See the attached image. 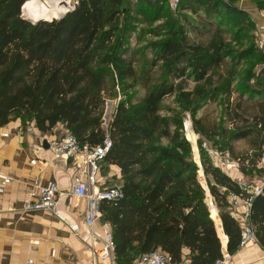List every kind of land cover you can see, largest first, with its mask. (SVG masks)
Listing matches in <instances>:
<instances>
[{
  "label": "trees",
  "instance_id": "1",
  "mask_svg": "<svg viewBox=\"0 0 264 264\" xmlns=\"http://www.w3.org/2000/svg\"><path fill=\"white\" fill-rule=\"evenodd\" d=\"M27 1L0 0V128L15 119L22 126L30 120L46 133L60 124L81 145L90 146L109 135L111 147L102 168L106 164L120 169L123 198L103 200L100 210L102 221L112 229L117 264H131L158 249L172 263L187 259L188 264H216L223 257L226 236V251L234 254L241 230L229 197L245 198L249 193L213 162L203 143L228 152L243 176H253L264 158V107L252 116L251 124L234 126L230 132L192 120L205 188L182 118L178 113L161 115L160 104L187 79L194 87L179 92L181 101L197 109L214 97L213 73L232 51L226 44L227 31L216 22L209 30L214 25L209 19L238 18L236 26L244 31L249 13L235 0H182L174 10L181 17L177 27L144 49L151 52V69L160 71L153 81L144 65L136 68L139 51L130 40L142 22L158 19L148 14L149 8L169 7L167 0H79L62 17L36 22L21 16ZM260 2L264 9V0ZM190 29L210 36L206 42L196 41ZM251 52L248 48L232 57L238 61ZM116 86L122 98L103 129L106 95H115ZM141 87L145 92L135 99ZM254 96L262 97L264 106V90H250ZM248 137L250 150L236 153L233 142ZM208 196L216 214L206 202ZM249 214L257 243L264 249V186L252 197Z\"/></svg>",
  "mask_w": 264,
  "mask_h": 264
},
{
  "label": "crops",
  "instance_id": "2",
  "mask_svg": "<svg viewBox=\"0 0 264 264\" xmlns=\"http://www.w3.org/2000/svg\"><path fill=\"white\" fill-rule=\"evenodd\" d=\"M235 5L257 13L248 0ZM58 127L43 133L34 123L22 126L15 119L0 128V264H27L28 260L30 264H117L113 256L95 258L93 250L103 244V221L95 220L91 229L85 224L86 200L70 191L76 172L72 161L56 158L44 144L60 134ZM101 173L106 186L121 185L117 166L105 164ZM230 176L239 182L243 179L237 168ZM4 177L10 181L3 183ZM49 180L58 184L57 212L25 210V195L33 184ZM253 188L250 185L247 192ZM243 210L244 206L234 204V215ZM219 232L223 236L220 228ZM228 255L231 264H264V249L257 242Z\"/></svg>",
  "mask_w": 264,
  "mask_h": 264
},
{
  "label": "rangeland",
  "instance_id": "3",
  "mask_svg": "<svg viewBox=\"0 0 264 264\" xmlns=\"http://www.w3.org/2000/svg\"><path fill=\"white\" fill-rule=\"evenodd\" d=\"M243 1L244 0H235L234 3H243ZM248 1L253 3L257 13H255L254 10L248 12L249 16L245 20L246 27L244 31L241 28H237L236 26L238 18L225 21L221 19L220 16L216 18L210 17V19L207 17L209 20L214 22V25H210L209 30H214L215 26L217 25L216 23H218L219 26L221 25V27L227 31L224 33V36L226 37L227 46L232 51V54L229 56V58L226 59V61L219 68L216 69L215 73H213V88H216L214 97L210 100H206L203 105L197 109H195L196 107L191 106V104L188 105L187 100L181 101L179 92H188L194 87V82L187 79L179 81L177 83V91L166 96L160 104L161 115L178 113V115L182 118V123L184 124L186 122V136L190 140L189 142L192 151V158L197 166L199 165V154L197 147V138L199 136L193 130V119L199 118L201 124L206 127L217 126V128L221 129L222 131L230 132L234 129V126L251 124L252 116L257 112H260V110L264 107L263 105H260L261 101L263 100L262 97H250V90H264V9H261L260 7V0ZM72 4L73 0L70 2L69 6ZM68 11H70V9L64 12L62 16ZM148 14L152 16H158V19L145 25L144 22H142V26L139 28L137 33L132 36L130 44L133 49L139 51L138 63L135 65L136 68L140 70L142 68L141 65H144L147 71L150 72L151 80L154 81L158 77L160 71L159 68L151 69V52L148 51L149 48L145 50V52L144 49L150 43L158 42L167 37L170 30L175 26L177 27V24L181 21V17L176 11L172 10L166 4L163 5L162 10L158 9V7L149 8ZM26 16L29 17L28 15ZM193 19L196 22L197 20L199 21V19L195 18L194 16ZM202 19L204 18L202 17ZM189 35L196 41L206 42L210 36V33L199 32L190 29ZM248 48L252 49L251 54L238 61L233 59V54H238V52ZM114 89L115 95H106L104 111L102 115L103 129H107L108 123L114 113L116 104L118 103L119 99L122 98V94L118 87L116 86ZM144 92L145 89L141 87L134 98H141ZM236 113L239 114V117L236 116ZM31 123L34 122L28 120L26 121L25 125L28 126ZM190 125L193 131H190L188 128ZM56 127L58 126L56 125ZM62 131L63 128L58 127L57 133H61ZM190 137L193 142L191 141ZM250 140L251 137L234 141L232 146L235 152L244 153L245 151L250 150ZM164 143L166 142L164 141ZM205 144L208 150H212L214 152L211 158L216 165L221 167L222 170L231 175L235 168L238 169V163L232 160L228 152L220 153L213 150L208 142H205ZM257 167L261 170H256L253 176H243L241 182L247 188H249L250 185L258 184L263 180L264 158L260 161ZM197 175L199 181L206 188L205 178L201 171V167H198ZM206 202L209 208L211 205H213L209 196L207 197ZM232 206H234V204H232ZM213 211H215L216 214L215 207ZM235 216L239 218L237 211Z\"/></svg>",
  "mask_w": 264,
  "mask_h": 264
},
{
  "label": "built area",
  "instance_id": "4",
  "mask_svg": "<svg viewBox=\"0 0 264 264\" xmlns=\"http://www.w3.org/2000/svg\"><path fill=\"white\" fill-rule=\"evenodd\" d=\"M64 1L67 5L66 11L69 9L71 10L73 6L78 3V0H73V4L69 6L72 0ZM181 1L182 0H167L172 10H177ZM21 15L26 16L23 9ZM185 124L186 122L184 125ZM62 128L63 131L59 135L47 139L48 149L51 150L56 158L72 161L76 172L72 177L70 191L73 195L86 200L85 224L91 229L95 220L101 218L100 204L103 200L116 202L123 198L121 185L113 184L106 186L105 177L101 173L103 160L111 147V139L109 135L106 134L103 141L97 145H81L71 132L66 130L63 126ZM203 146L206 148L205 143H203ZM207 151L210 156H213L214 152L212 150L207 149ZM9 181V177L3 178V183H8ZM239 183L246 188L241 181ZM33 185V188L25 195L23 208L25 210H44L53 214L56 213V203L59 195L57 182L49 180L44 184L35 183ZM263 186L264 178L260 183L254 185L253 191L249 196L242 198L231 195L229 197L232 203H238V205L244 206V210L238 213L241 230L240 246L257 242L254 230L249 222V213L252 197L259 194ZM102 233V247L93 250L94 256L95 258L114 257L115 242L112 229L111 226L104 221ZM229 258L228 253L223 252V257L218 260L216 264H231ZM30 263H32V260H28L27 264ZM131 264H188V260L184 259L179 263H172L170 256L166 252L158 249L137 257Z\"/></svg>",
  "mask_w": 264,
  "mask_h": 264
},
{
  "label": "bare ground",
  "instance_id": "5",
  "mask_svg": "<svg viewBox=\"0 0 264 264\" xmlns=\"http://www.w3.org/2000/svg\"><path fill=\"white\" fill-rule=\"evenodd\" d=\"M22 9L24 14L33 21L40 18L49 20L62 15L66 11L67 5L64 0H30L22 6ZM188 128L193 131L191 125ZM213 209L214 206L211 205L210 210Z\"/></svg>",
  "mask_w": 264,
  "mask_h": 264
},
{
  "label": "water",
  "instance_id": "6",
  "mask_svg": "<svg viewBox=\"0 0 264 264\" xmlns=\"http://www.w3.org/2000/svg\"><path fill=\"white\" fill-rule=\"evenodd\" d=\"M21 12H22V9H21ZM23 18H25V19H27V20H29V21H31V22H36V21H39V20H46V19H38V20H35V21H33V20H31L29 17H27V16H24V15H21ZM60 17H62V15H60V16H58V17H53L54 19L55 18H60ZM52 18V19H53ZM52 19H49V20H47V21H50V20H52ZM184 132H185V136H186V132H187V125L185 124L184 125ZM186 138H187V136H186ZM187 140L188 141H190L188 138H187ZM44 144L46 145V147H48V144H47V142L46 141H44ZM198 160H199V165H198V167H201V162H200V158L198 157ZM201 171H202V173H203V170H202V167H201ZM220 240H221V244H222V247H223V242H222V239L220 238ZM226 243H227V236H226V238H225V242H224V247L226 248Z\"/></svg>",
  "mask_w": 264,
  "mask_h": 264
}]
</instances>
